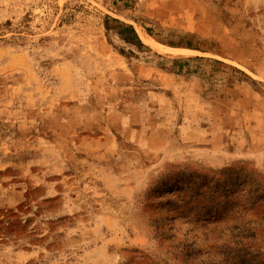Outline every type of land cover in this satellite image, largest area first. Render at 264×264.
Segmentation results:
<instances>
[{
    "label": "rangeland",
    "instance_id": "374dc122",
    "mask_svg": "<svg viewBox=\"0 0 264 264\" xmlns=\"http://www.w3.org/2000/svg\"><path fill=\"white\" fill-rule=\"evenodd\" d=\"M263 261L264 0H0V264Z\"/></svg>",
    "mask_w": 264,
    "mask_h": 264
},
{
    "label": "trees",
    "instance_id": "16d2710c",
    "mask_svg": "<svg viewBox=\"0 0 264 264\" xmlns=\"http://www.w3.org/2000/svg\"><path fill=\"white\" fill-rule=\"evenodd\" d=\"M129 29H130L131 31H133V29H132L131 27H130ZM262 264H264V261L262 262Z\"/></svg>",
    "mask_w": 264,
    "mask_h": 264
},
{
    "label": "bare ground",
    "instance_id": "6f19581e",
    "mask_svg": "<svg viewBox=\"0 0 264 264\" xmlns=\"http://www.w3.org/2000/svg\"><path fill=\"white\" fill-rule=\"evenodd\" d=\"M144 36H145V34H144ZM149 39V38H148ZM157 47V46H156Z\"/></svg>",
    "mask_w": 264,
    "mask_h": 264
}]
</instances>
